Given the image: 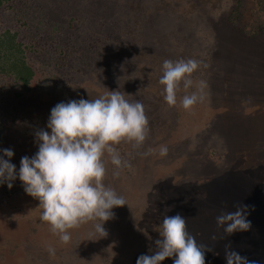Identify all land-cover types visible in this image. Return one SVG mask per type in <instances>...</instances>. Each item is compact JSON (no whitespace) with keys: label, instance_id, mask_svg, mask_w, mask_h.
Instances as JSON below:
<instances>
[{"label":"rangeland","instance_id":"374dc122","mask_svg":"<svg viewBox=\"0 0 264 264\" xmlns=\"http://www.w3.org/2000/svg\"><path fill=\"white\" fill-rule=\"evenodd\" d=\"M197 1L201 16L192 11L193 0H9L1 9L0 31L17 32L33 72L25 93L0 75V150H13L10 162L17 173L21 158L38 151L35 132H50L48 118L60 102L119 90L127 99L143 103L150 131L138 148L125 142L115 145L131 165L119 169V176L113 175L118 169L104 157V183L127 203L112 209L114 218L103 225L106 237L89 222L70 229V242L62 243L40 220L39 201L24 191L18 176L11 189L1 184L0 264H136L140 255L155 251L164 215L186 216L185 205L202 202L198 188L183 194L192 178L200 177L198 186L215 187L216 173L185 166L180 157L185 149L193 151L197 132L215 111L218 97L209 90L216 78L231 80L229 87L239 95L236 104L243 111L256 104L254 94L264 85V58L256 42L236 43L229 27L207 21L227 14L231 0ZM189 58L200 62L192 75L194 86L184 89L181 84L177 105L169 107L159 83L162 63ZM201 80L207 83L203 102L183 109L180 99ZM162 145L168 148L166 156L159 155ZM208 147L215 155L209 158L218 165L220 142ZM259 177L264 187V171ZM207 209L199 210L197 219ZM173 259L162 264H173Z\"/></svg>","mask_w":264,"mask_h":264},{"label":"clouds","instance_id":"9594fccd","mask_svg":"<svg viewBox=\"0 0 264 264\" xmlns=\"http://www.w3.org/2000/svg\"><path fill=\"white\" fill-rule=\"evenodd\" d=\"M199 68L200 62L191 58L163 61L159 83L164 86V100L169 107L177 105L181 84L184 89L194 86L192 75ZM206 87V81L201 80L191 94L182 96L180 106L191 110L202 103ZM126 95L113 90L95 99L81 98L56 104L47 122L50 132L45 129L35 132L38 151L31 158H21L18 173L10 162L13 150H0L3 153L0 155V184L6 183L11 189L18 176L24 191L39 201L40 220L47 222L64 244L71 240L70 229L89 222H95V232L106 237L108 233L103 225L114 218L112 209L127 204L123 196L104 183L107 176L104 157L110 158L118 169L113 175L119 176V169L131 165L122 160L115 145L125 142L138 148L144 144L150 129L143 103L131 101ZM167 154L168 148L160 146L159 155ZM233 207L235 211L222 210L215 217L217 227H222L227 235L249 231L252 227L247 219L249 206ZM186 223L179 213L164 215L160 238L154 241L155 251L151 255H140L136 264H162L166 258H174L173 264H205V252L210 249L197 242L187 231ZM48 251L55 253L51 247ZM225 260L226 264H255L228 246Z\"/></svg>","mask_w":264,"mask_h":264},{"label":"trees","instance_id":"16d2710c","mask_svg":"<svg viewBox=\"0 0 264 264\" xmlns=\"http://www.w3.org/2000/svg\"><path fill=\"white\" fill-rule=\"evenodd\" d=\"M8 1L0 0V13ZM193 1L192 11L201 16L200 3ZM228 10L227 14L217 15V20L210 17L207 21L229 27L234 31L236 43L256 42L264 58V0H231ZM0 75L10 79L12 86L20 92L29 91L33 72L25 62L17 32L9 29L0 31ZM229 84L231 80L221 78H216L214 86L210 84V95L218 97L215 111L197 132L193 151L185 149L180 157L185 158V166L192 164L203 173H216L214 188L198 186L196 180L200 177L192 178L191 183L186 184L184 195L198 188L203 193V200L185 205L183 212L188 213L183 217L187 221V231L210 249L205 252V264H226V246L250 262L264 264V187L259 177V173L264 171V85L254 94L256 104L243 111L238 101L236 104L239 95ZM213 141L220 142L222 148L217 157L218 160L221 157L218 165L213 162L215 158H209L211 153L215 156L212 148L208 147V143ZM194 183L196 187H193ZM179 194L182 195V190ZM237 204L249 206L247 219L252 227L249 231L227 235L222 227H217L215 217L222 210L235 211L233 205ZM204 208H208L205 216L200 212L202 215L197 219L198 211Z\"/></svg>","mask_w":264,"mask_h":264}]
</instances>
